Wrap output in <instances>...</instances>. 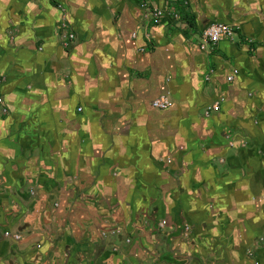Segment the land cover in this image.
Segmentation results:
<instances>
[{"label": "crops", "instance_id": "1", "mask_svg": "<svg viewBox=\"0 0 264 264\" xmlns=\"http://www.w3.org/2000/svg\"><path fill=\"white\" fill-rule=\"evenodd\" d=\"M0 99V264H264V0H0Z\"/></svg>", "mask_w": 264, "mask_h": 264}, {"label": "built area", "instance_id": "2", "mask_svg": "<svg viewBox=\"0 0 264 264\" xmlns=\"http://www.w3.org/2000/svg\"><path fill=\"white\" fill-rule=\"evenodd\" d=\"M154 22L157 23L158 20L162 17V12L160 10H153L151 13ZM175 16V15H174ZM176 18V16H175ZM235 35V29L227 24L215 23L206 27L201 35V43L198 45L200 50H206L208 46H216L219 42L223 40H231ZM135 36L134 34L132 35ZM70 39L73 38L72 35L68 36ZM146 38H149L147 35ZM237 75V71H233L227 78V82H231L234 80V77ZM0 103L2 100L0 99ZM170 101L167 97L161 96L160 98L153 100L151 102V107L157 110H165L169 107ZM220 109L219 102H215L206 108L205 114L208 115L210 111H218ZM4 236L6 238H11L14 241H20L21 237L19 233L10 234L9 232H5ZM254 264H257L256 262Z\"/></svg>", "mask_w": 264, "mask_h": 264}, {"label": "rangeland", "instance_id": "3", "mask_svg": "<svg viewBox=\"0 0 264 264\" xmlns=\"http://www.w3.org/2000/svg\"><path fill=\"white\" fill-rule=\"evenodd\" d=\"M228 25V24H227ZM229 26V25H228ZM232 27V26H231ZM234 28V27H233ZM235 29V28H234ZM199 40H200V38H199ZM255 49H256V47H255ZM247 50L249 51H247L248 53H249V55H250V53H252V51H254V48L253 47H251V45L248 47L247 46ZM247 53V54H248ZM250 56H252V55H250ZM224 60H228L227 58H225ZM223 64H225V65H232L231 67H234V65H233V63L232 62H224ZM231 71L233 72V71H237L238 72V69L237 68H232L231 69ZM228 76L229 75H226V81H227V78H228ZM232 82V81H231ZM215 102H219V104H220V108L222 107V104L225 102V100H224V98L223 97H220L219 99H216L215 100ZM215 102H213V103H215ZM212 103V104H213ZM249 107H250V105L248 106V107H246V111L248 112V110H250V113H252V111H253V109H249ZM220 110V109H219ZM218 110V111H219ZM218 111H215V112H218ZM255 112V111H254ZM246 113V112H245ZM239 141H241V139H238ZM241 145V144H240ZM243 145V144H242ZM258 245V247L260 246V243L258 242L257 244L256 243H252L251 245H247V247H246V250L244 251V254H246V256H248V257H252L251 255H253V254H256V246ZM245 249V248H244Z\"/></svg>", "mask_w": 264, "mask_h": 264}]
</instances>
